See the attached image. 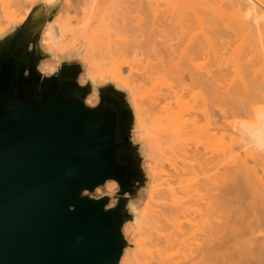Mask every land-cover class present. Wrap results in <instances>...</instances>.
<instances>
[{
	"label": "bare ground",
	"instance_id": "6f19581e",
	"mask_svg": "<svg viewBox=\"0 0 264 264\" xmlns=\"http://www.w3.org/2000/svg\"><path fill=\"white\" fill-rule=\"evenodd\" d=\"M14 2L17 4L16 2L19 3V0ZM82 2L84 4V16L82 17L86 18L88 15V18H84V22L81 19L82 26L84 24L85 27H81L79 21L81 28H77V21L80 18L75 21L77 31L87 28L89 36H94L90 41L92 38L95 40V38L101 37L97 40L103 42L105 46L99 44L105 47L104 49L115 47V50L112 49L114 52H118L115 54L121 52V55L125 53L129 57L133 55L137 61L138 57L142 56L144 60L151 62L152 75L155 73L157 76H169L174 83V89L169 94L162 96L164 102L162 107L159 104L157 107L155 105L157 103H152L155 105L153 107L163 109L165 112V122L161 129L166 132L167 130L172 131L166 137L165 143L169 150L173 151L174 148H177L176 151H173L177 163H173L171 170L167 173L158 174L159 182L150 187L153 193L149 195L152 202L149 205H154L153 200L157 201V208L151 209L148 206L144 213L131 261L126 264H239L241 259L243 263L248 259L251 261L252 258L249 256L255 257L256 250V257L252 264H264V179L261 175L264 170V9L257 8L256 0H83ZM257 2L259 1L257 0ZM64 3L67 12L69 10L67 8L72 9L71 6L67 7L70 0H65ZM161 3L165 8H160ZM106 5H114L115 12L110 15L108 11H104ZM76 6L73 8L74 16L76 14L74 12L78 11ZM70 18L67 20L69 21ZM66 19H64L65 22ZM86 20L87 24H85ZM62 21L57 18L48 22L45 26L44 41L54 43L62 39L65 30H67L63 24L64 21ZM204 24L209 28L212 26L211 34L208 32L209 36L204 34L202 35L204 36L203 40L198 39V28L200 25L202 28L206 26ZM83 29L80 32H84L85 29ZM76 30L74 29V31ZM118 34H121L120 38L117 37ZM234 43L239 45L238 47L235 45L237 49L241 45L243 51L241 48L238 49L241 50L239 54H235L233 51L236 48L232 49L233 46H230ZM229 47H232V54L234 53L232 55L234 58L231 60L236 65L232 68L235 67L234 71L240 78L238 81L240 83H236V85L239 87L241 84V87L239 90L238 87L233 86L234 88L232 87L226 92L218 93L223 94V98L226 99L223 100L224 103L225 101L231 102V107L227 108L228 110L224 109L223 112V109H220L222 114L218 111L223 117L221 118L220 115L215 117L220 124L215 118L213 119L215 121L211 120L214 114L213 117L210 114L209 116L212 118L209 119L211 123L208 124V127L211 128L214 124L218 126H214V131L221 128L223 131L221 133H226L224 129L227 132L230 130L229 133L231 130H235L236 135L232 132L234 136L232 135V139L229 138V140H232V144L240 141L236 145L238 148H243L240 149L244 150L243 155H240L239 152L237 155V151L233 150L230 141H227L228 144L225 142L226 145L221 144L224 148H219L222 150L217 147L218 145H211L214 127L212 131L207 127L206 129L212 132H208L211 134V138H209V134L205 136L211 144L208 142V146H210L208 148L204 146L207 151L203 155L199 154L198 158L199 151L196 145L194 144L190 148L185 142L187 134L197 132L195 117L198 114V108L195 104L190 107L191 113H193L190 119V110L181 108L184 103L182 98L184 92H192V99L196 103L198 69L201 66H209L205 61L203 62L204 66L199 63L200 67H198V59L201 57L208 60L211 55V61L214 60L215 63L219 60L220 62L223 60L220 59L222 56L220 50ZM229 49L225 50L226 54L229 53ZM236 50L235 52H238ZM127 51L132 54L126 53ZM103 53L100 54L104 55ZM108 53L113 54L111 50ZM111 56L113 57V55ZM215 56L219 59L217 60ZM230 58L228 56L229 60ZM119 59L122 60H118L114 76L120 74V67L117 66L124 63L127 65L130 61L125 62L122 57ZM209 68L212 69L210 66ZM208 69L206 68L205 71L202 68V71L207 74L205 76L212 77L214 75L215 77L213 69V73H209ZM220 72H222V68ZM226 73L228 72L226 71ZM148 74L145 75L148 76ZM223 75L218 78L226 76ZM237 75L236 80L238 79ZM208 78H205L206 81L212 84L213 82L211 83L210 80L213 79L209 80ZM218 78L214 79L219 81ZM186 80L189 83H186ZM213 86L215 87L214 84ZM213 92L215 93L211 94L215 100V97L218 96L217 90H213ZM214 94L217 96L214 97ZM219 97L221 98V96ZM167 99L175 100L176 111L167 113V110L170 109V101ZM230 105H226V107ZM150 108L152 107L150 106ZM231 110L232 115L238 113L236 116L241 118H237V121L230 120ZM201 111L206 112L205 107ZM201 114L204 115L202 112ZM185 115L189 117H185ZM228 115L231 117L228 118ZM223 119L227 120L223 121ZM187 128L190 129L187 130ZM217 132L219 131L217 130ZM177 135L181 140H178L175 145ZM207 135L209 136L207 137ZM170 142L174 144L172 148L169 146ZM215 146L214 154L216 156H213L211 151L215 149ZM206 152H210L209 157H206ZM216 152L222 153L221 156H223H219L220 154L218 155ZM165 153L166 151L163 150L161 156L157 158L158 165L168 159L164 157ZM225 155H228L227 157L232 160L229 161ZM219 157L223 160L228 159L225 161L226 164ZM227 161L230 162V166ZM209 165L212 169L214 167V171L211 176L205 173L206 176L204 174V179L202 177L203 180L200 179L199 182L198 169L202 170L199 171L203 174ZM218 165L220 171L216 170ZM220 166L223 168L221 169ZM188 175L189 177L185 178ZM202 192H205L209 197L207 200H211V198L213 200L205 201L206 204L199 207L201 204H198V197H202L200 194ZM255 245L256 250L251 247ZM244 256L248 259H243ZM249 263L251 262L248 261Z\"/></svg>",
	"mask_w": 264,
	"mask_h": 264
},
{
	"label": "water",
	"instance_id": "95a60500",
	"mask_svg": "<svg viewBox=\"0 0 264 264\" xmlns=\"http://www.w3.org/2000/svg\"><path fill=\"white\" fill-rule=\"evenodd\" d=\"M61 2L37 1L0 37V264H118L148 179L126 93L80 85L81 65L40 45ZM109 181L113 193L90 196Z\"/></svg>",
	"mask_w": 264,
	"mask_h": 264
},
{
	"label": "rangeland",
	"instance_id": "374dc122",
	"mask_svg": "<svg viewBox=\"0 0 264 264\" xmlns=\"http://www.w3.org/2000/svg\"><path fill=\"white\" fill-rule=\"evenodd\" d=\"M3 1L5 3L6 2L7 3L5 4ZM3 1H0V37L2 35H4V34L10 32L14 28L15 25L22 23L26 19V17L28 15V13L30 12L32 6L39 0H32V1L28 0L29 2L27 0H19L20 4L18 2H16L17 4H14L15 0H12V1L3 0ZM22 1H24L25 4ZM64 1L65 0H62V2L60 4L56 14L53 16L51 21L56 20L57 18L63 20L64 22L63 21L62 22H63V24H64V26H65V28L67 30H65V34H63V37H62L61 40H59L57 42H54V43H51V42L44 41V36H45V32H46V30H45L46 27H44V29H43V31H42V33L40 35V45H41L42 49L47 51V52H49V53H51V54H53V55H55V56H57L58 60H65V61H70V62L75 61L78 64H80L81 67H82V71L80 72L79 77H78V82H79L80 85H84L87 80H90L93 84H95L97 86H101L104 83L111 82L117 88L123 90L126 93V99H127L128 103H129V105L132 107L133 117H134V120H135L134 122H135V127H136V129L132 132V140H133L134 143H140V145H141L140 152H141L142 156L145 157L144 160L142 161L141 166L144 169L148 179H147V182L144 185V187L139 191L138 200L136 201V203L134 205L135 216H134L133 220L130 221V222H127L122 227V233H123V235H124V237L126 239L128 247L123 250V253H122V256H121L122 259L119 260L118 264H126L127 262L131 261L132 254H133L134 249H135V242H136V239H137L139 231H140L139 227L141 225V221H142V217H143L144 213L146 212L148 206L151 209H156L157 208L156 207L157 201L153 200L154 205H149V204H152L149 195H150V193H153V191L150 190V187L155 185V184H157L159 182V180L157 178V175L158 174H162L163 172L167 173L168 171H170L172 164L175 163L176 160H177V158L173 154V151H176L177 148H174L173 151L169 150L167 148L166 143H165L166 137H168L171 134L172 131L167 130V132H166V131H163L161 129L162 128L161 126H163V124L165 122V112L163 111V109H159V108L157 109V108L153 107L155 105L158 107V104H159L160 107L163 106L164 102L162 100V96L166 95V94H169L170 91H172L174 89L173 88V84L174 83H172L173 79L170 78L169 76H164V75H163V77L162 76H157L155 73H154L155 75L154 74L152 75L151 74V73H153L151 71L152 68H150L151 67V62H149L148 60H144V58L142 56H141L142 58L140 56L139 57L136 56V57H138V61H137L136 58L134 59L135 56L131 55L129 57L128 54L126 55L124 53L125 51L122 52V53H124L123 55H121L120 51H119L120 52L119 54H115V52H117V51H115V52L113 51V50L116 49L115 47H114L115 48L114 49L111 46L113 50L110 49V47L109 48L106 47V49H104L105 47L102 46V45H104L103 42L98 41L99 39H101V37L95 38V40H94V38H92L93 41H96L98 39L96 42H93L92 40L90 41L91 37H94V36H91V35L89 36V34H88L89 30L86 31L87 28L86 29L84 28L85 30L82 28L84 30V32H80V31H82V29H80V31L76 30L78 27L79 28H81L83 26L85 27L84 24L82 26V21L83 20L85 21V19L88 18V15H86V18L84 17L85 19L82 17V16H84V13H83L84 4H83V2L81 3V1H83V0H81V1L80 0H73V1L70 0V3H69V5L67 7L71 6L72 9L71 8H67V9H69L68 12L65 10L66 6H65ZM258 1L259 2H257V0H256L257 8H261V10H262V8L264 9V0H258ZM72 3H74V4H72ZM76 3H78V4H76ZM18 4H19V6H18ZM75 4L78 5L79 7L80 6L81 7L78 8ZM79 4H81V5H79ZM75 6L77 7V10H78V11L74 12V13H76L75 14L76 17L74 16V14H72L73 10H74L73 8ZM105 8L106 9L104 11H108V13L110 15L115 12L114 5H106ZM160 8H165V6L161 3L160 4ZM80 9L82 10V12H81ZM82 13H83V15H82ZM77 14H79V15H77ZM71 16H73V17H71ZM74 17H75V19H74ZM66 18L67 19L70 18V20L68 21ZM78 18H80V19L78 20ZM64 19H66V22H65ZM81 19H82V21H81ZM51 21H49V22H51ZM75 21H77V23H78L77 28L75 26ZM79 21L81 23V27H80ZM87 23H88V21L86 20L85 24H87ZM202 25H200V26H202ZM204 25H206V24H204ZM68 26H70V27L67 28ZM71 26H74L75 28L71 27ZM200 26H199V28H201V29H203L204 27H208L207 25L204 26L203 28L200 27ZM199 28H198V39H200V38L202 39V37H204L202 35H204V34H207V36H209L208 32H209V34H211L209 27L207 29L204 28L202 31ZM74 29L77 32L74 31ZM63 33H64V31H63ZM119 35H121V34L117 35L118 38L121 37V36L119 37ZM99 43H101L102 45H100ZM235 45H236V43H234L233 45L231 44L230 46H233V48L232 47H229L230 49L227 48V49H229L228 50L229 53H227V54H226L227 51H225V50H227L226 48L220 50L222 52V56H223V58H222V56H220V59H223V60H220V62L218 60L219 57L217 59L216 56L215 57H216V59L218 61L215 62V63L213 62L214 60L211 61V59H212L211 55H209L208 60H206L207 58L203 59V58L200 57L198 59V67H200L199 63L202 64V65L203 64L205 65V63H207L210 67H212V69H213V71H214V73L216 75L215 77L218 78V76H222L223 74L226 75V76L223 77V78L219 77V78H222V79L218 78L219 81H217V79H214L215 77L212 74H210V75H212V77L210 76L211 77L210 78L209 75H208V77H209L208 78V77L205 76L207 74L204 73V71H202V68L206 71V68L208 69L209 66L205 67L203 65L205 68L201 66V68L198 69V72H199V75H198L199 76V78H198V89H197L198 97L196 98V103L192 99V96H191L192 92H184V95H183V98H182V102H184V103H182V106H181L182 109L190 110V107L193 104H195L196 107L198 108V114L195 117L196 125L198 127L197 132L195 134L190 133V134H187L185 136L186 145H188L190 148H192L194 144L196 145V147H197V149L199 151L198 152V158L200 157L199 154L203 155L205 153V151H207V149H205L204 146H206V148L210 147V146H208V142H210V140L209 139L207 140L205 135L209 134L208 132L212 133L211 132L212 128L215 125L212 124L213 127L209 128L210 126L208 127V124L210 125V123H211L209 119H211L214 116L211 119V120H213L217 115L219 116L220 114H222L220 109H223L222 110V112H223L227 108L231 107V105H230L231 102L228 103L227 101H225V103H224L223 100L225 98H223V96H222L223 94L222 95H220V94L222 92H226L227 90L232 89L233 86L234 87H238V85H236V83H240V82H238V81H240V78H238L239 75H237L235 73V71H234L235 67L232 68L233 66H236V65L233 62V60H231V59L234 58V57H232V55L234 53L235 54L236 53L239 54V51L241 52L242 48H241V45H240V47L238 49L241 48V50H238L237 47L239 45H236L237 47ZM231 48L232 49L236 48L238 50V52H235L236 49H234V51L231 50ZM107 49L111 50L113 54L108 53L109 50L106 51ZM232 51L234 52L233 54H232ZM128 52H130V51H127L126 53H128ZM100 53H103L104 55H102ZM107 53H108L109 56L107 55ZM223 53H225V54H223ZM129 54H132V53L130 52ZM111 55H113V57ZM215 55H217V54H215ZM224 55H225V57H224ZM227 55L229 56V58L230 57H232V58H230V60H229ZM117 56L122 57L123 59H125V62H127L128 60H130V61H128L129 63H127V65H126V63H124L125 64L124 65L120 61V63L123 64V65L117 66V67H120V74L114 76L115 72H116L115 69L117 70V68H115V67H116V64L118 65V60H122V59H119V57H117ZM124 56H126V57H124ZM226 57H227V59H226ZM139 58H140V60H139ZM221 61H223V62H221ZM203 62H205V63H203ZM217 63L220 65V67H219V65ZM57 65H58V61H56V60H53V59L52 60H44V61H42L41 65L39 67V70L44 72L45 74H49V71L51 69L55 68ZM217 65H218L219 68L217 67ZM221 68H222V72H220ZM231 68L233 69V71H232ZM254 68H255V66H254ZM212 69L209 68L208 70L210 72L208 70L207 71L209 73H213ZM250 69H251V67H250ZM217 71L220 72L221 75ZM226 71L228 73H226ZM229 72H230V74H229ZM145 74H148V76L145 75ZM150 74H151V76H150ZM234 74H235V76H233ZM236 75H237V78L239 80L238 79L236 80ZM146 76H147V78H146ZM257 76H259V75H257ZM205 78H208L209 80L213 79L212 81L210 80V82L211 83L213 82V83L210 84L209 82L206 81L207 79H205ZM186 83H189V81L186 80ZM205 84H207V85H205ZM213 84L215 85V87L217 89L213 86ZM240 87H241V84L238 87V89ZM209 89L210 90L213 89L214 91L217 90V95L218 96L214 94V97L217 96V97H215V100L212 97L213 96L212 94L215 93V92H213V90H212L209 93V91H210ZM218 93H220V94H218ZM219 96H221V98ZM216 98H219V100H216ZM203 99H205V100H203ZM96 101H97V98H96V96H95V94L93 92L90 96H88L86 98L85 102L88 105H94L96 103ZM167 101H170V109L167 110V113H169L171 111H176L177 110V105L175 104V100L174 99H167ZM152 102L154 104L155 103H157V104L153 105ZM226 105H230V106L226 107ZM150 106L152 108H150ZM259 106H261V105H259ZM204 107H205V111L206 112L201 111V110H203ZM224 107H226V108H224ZM200 111L202 113H204V115L206 117L203 114H201ZM218 111L220 112V114H219ZM210 114H211V116L213 114L214 115L211 117V116H209ZM237 114L232 115V110H231V116L232 117L228 115V118L231 117L230 120L237 121L236 119L240 117V116L237 117L238 116ZM190 115H191L190 116V119H191L192 116H193V113H191V110H190ZM233 116H234L235 119L233 118ZM185 117H189V116L185 115ZM220 117L223 118L222 115H220ZM220 117H219V120L221 122V118ZM216 118H215V120H217ZM215 120H213V121H215ZM226 120L223 119V121H226ZM218 123H219V121H218ZM167 124H169V123H167ZM207 127H208L209 130L211 129V131L206 129ZM215 127H218V126H215ZM215 127L213 128V133H212L213 134V136H212L213 138L211 139L213 141H212V144H211V142H210V144L211 145H216V146L218 145L217 146L218 148L219 147L222 148V145H223L222 143L225 144V142L230 141L231 147L233 148V150L235 149V152L237 151L236 152L237 155H239V153H240V155L241 154L243 155V151L244 150H240V149H243V148L240 145H239V147H241V148H238V146H237L238 142H240V141H238L237 143L234 142L232 144V140H229V138L232 139L231 138L232 135L234 136L235 130H233V131L231 130V133L233 132L234 134L233 133L232 134L229 133L230 130H228V132H227L226 129H224V131H226V133H221V132H223V131H221V128H218V129H216V131H214ZM188 129H190V128H187V130ZM205 130H208V131H205ZM217 130L219 132H217ZM209 135H207V137L209 136V138H211V134H209ZM178 140H181V138L178 137V135H177L176 136V140H175V145H176V142H178ZM228 143L229 142H227V144ZM219 144L220 145L222 144V145L220 146ZM234 144H235L236 147L234 146ZM173 145L174 144H172L170 142L169 146H171V148L173 147ZM216 146H215V149H213V151L209 150V151H211V155H213V156L214 155L216 156V154H214V151H216ZM221 148H219V149L222 150L224 147L222 149ZM163 150L166 151L164 157H167L168 159L163 161L161 165H158L157 164L158 163L157 162V158L159 156H161V152ZM212 152H213V154H212ZM206 154H207L206 157H209L210 152H206ZM217 154L219 155L220 153L218 152ZM221 154L219 156H221ZM202 155H201V157H202ZM216 158H218V157H216ZM228 159H226V160H228ZM220 160H223V159L220 158ZM226 160H223V163L226 164V162H225ZM230 160H232V159H229V161ZM218 163L219 162L217 161V164ZM220 163H221V161H220ZM227 163H228V165L230 164V162H228V161H227ZM221 166H220V168H221ZM224 166L225 165H223V167ZM210 167H211V165L208 166L207 170L205 172H203V174H202V172L200 173V171H202V170L198 169V181L200 179H201V181L204 179L203 175L205 173L208 174V176H211V173L214 171V167H213V169L210 168ZM216 167H215L216 170L218 169L220 171L219 165L216 166ZM262 171L264 172V170H262ZM263 172H261V175H262V177L264 179V173ZM206 174H205V176H206ZM187 177H189V175L185 176V178H187ZM202 177H203V179H202ZM116 189H117V186L115 185V183L112 182V181H109V182H106L103 187L96 188V190L93 193H91L90 196H92V197L93 196H101L103 194L113 193ZM200 194L202 195V197H198V204H201V205L200 206L198 205V206L202 207V204H206V202L209 201L210 199L207 200L209 197L207 196V194L205 192H202ZM211 200H213V199L211 198ZM112 204L113 203H111L109 206H111ZM262 242H263V240H262ZM251 247H254L255 250H256V245L255 246H251ZM254 248H252V249L254 250ZM220 252H221V249H220ZM252 253L254 254V252H252ZM256 253H257V250H256V252L254 254L255 257H256ZM258 253H260V252H258ZM218 254H219V252H218ZM252 256L253 255L249 256L250 258L253 259V260L251 259V261H250V259L245 258V256H244L243 259L245 258V260L246 259H248V260H246L245 263H243V261L241 259V262L239 264H241V263L248 264V261L251 262L249 264H252V262L255 259V257H252ZM220 264H222V263H220Z\"/></svg>",
	"mask_w": 264,
	"mask_h": 264
}]
</instances>
